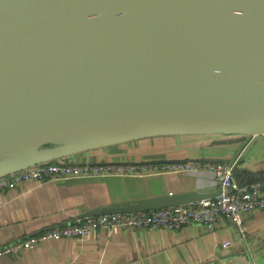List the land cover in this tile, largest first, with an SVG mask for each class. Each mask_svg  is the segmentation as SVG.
<instances>
[{
  "label": "water",
  "instance_id": "95a60500",
  "mask_svg": "<svg viewBox=\"0 0 264 264\" xmlns=\"http://www.w3.org/2000/svg\"><path fill=\"white\" fill-rule=\"evenodd\" d=\"M166 135H232L242 146L224 158L73 164L228 163L240 185L264 182V159L246 167L264 135V0H0V178ZM221 191L207 185L129 199L78 219Z\"/></svg>",
  "mask_w": 264,
  "mask_h": 264
},
{
  "label": "crops",
  "instance_id": "0c3cea01",
  "mask_svg": "<svg viewBox=\"0 0 264 264\" xmlns=\"http://www.w3.org/2000/svg\"><path fill=\"white\" fill-rule=\"evenodd\" d=\"M235 139L232 135L144 137L83 151L65 161L139 163L232 157L242 146ZM263 159L264 135H259L246 167L254 170ZM162 165L165 163L139 164L124 173L28 182L0 191V247L74 223L82 212L94 207L219 185L209 165L193 164L194 169L184 171L164 170ZM242 218L246 234L229 222H219L212 230L200 224L174 230L116 227L81 238L51 239L20 255L0 256V264H264V208L244 212ZM225 242L231 243L233 251L222 249ZM226 252L230 254L221 257Z\"/></svg>",
  "mask_w": 264,
  "mask_h": 264
},
{
  "label": "built area",
  "instance_id": "2783aa9c",
  "mask_svg": "<svg viewBox=\"0 0 264 264\" xmlns=\"http://www.w3.org/2000/svg\"><path fill=\"white\" fill-rule=\"evenodd\" d=\"M208 167L216 174L222 187L219 195L187 204L150 211L114 214H99L77 219L74 223L57 226L40 233L31 234L0 247V256L20 255L23 251L41 245L51 239L81 238L99 233L102 229L116 227L126 229L166 228L174 230L189 224H200L214 229L219 222H229L246 234L242 213L264 208L263 183L240 185L228 163L211 164ZM165 170L184 171L194 169L191 164H165ZM161 168V169H162ZM128 166H105L72 163H47L13 175L0 178V191L16 188L28 182L44 183L69 178L128 172ZM223 243V247L230 246Z\"/></svg>",
  "mask_w": 264,
  "mask_h": 264
},
{
  "label": "bare ground",
  "instance_id": "6f19581e",
  "mask_svg": "<svg viewBox=\"0 0 264 264\" xmlns=\"http://www.w3.org/2000/svg\"><path fill=\"white\" fill-rule=\"evenodd\" d=\"M175 116H168V117H165V118H150V119H143L142 122H140V120L138 121H134L133 125H130V126H134V125H142V124H149V123H153V122H158V121H161V120H168V119H173ZM187 117V116H186ZM128 123V122H127Z\"/></svg>",
  "mask_w": 264,
  "mask_h": 264
}]
</instances>
